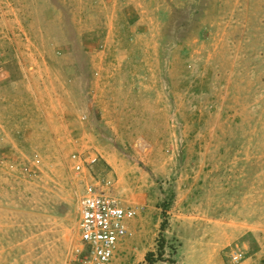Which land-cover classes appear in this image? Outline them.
<instances>
[{
    "label": "rangeland",
    "instance_id": "1",
    "mask_svg": "<svg viewBox=\"0 0 264 264\" xmlns=\"http://www.w3.org/2000/svg\"><path fill=\"white\" fill-rule=\"evenodd\" d=\"M102 177L112 264H264V0H0V264H75Z\"/></svg>",
    "mask_w": 264,
    "mask_h": 264
},
{
    "label": "built area",
    "instance_id": "2",
    "mask_svg": "<svg viewBox=\"0 0 264 264\" xmlns=\"http://www.w3.org/2000/svg\"><path fill=\"white\" fill-rule=\"evenodd\" d=\"M73 168L79 173L93 171L98 162L95 155L71 156ZM81 246L73 252L75 264H112L118 244L127 237L128 223L138 211L125 207L111 192L109 178H92L80 198ZM241 253H235L232 260L240 261Z\"/></svg>",
    "mask_w": 264,
    "mask_h": 264
},
{
    "label": "trees",
    "instance_id": "3",
    "mask_svg": "<svg viewBox=\"0 0 264 264\" xmlns=\"http://www.w3.org/2000/svg\"><path fill=\"white\" fill-rule=\"evenodd\" d=\"M165 226V225H164ZM153 254V253H150V255Z\"/></svg>",
    "mask_w": 264,
    "mask_h": 264
}]
</instances>
